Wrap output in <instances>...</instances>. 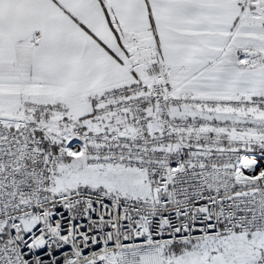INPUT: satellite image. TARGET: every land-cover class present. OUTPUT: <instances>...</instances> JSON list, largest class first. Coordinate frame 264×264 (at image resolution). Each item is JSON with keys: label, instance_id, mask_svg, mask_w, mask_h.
<instances>
[{"label": "snow or ice", "instance_id": "obj_1", "mask_svg": "<svg viewBox=\"0 0 264 264\" xmlns=\"http://www.w3.org/2000/svg\"><path fill=\"white\" fill-rule=\"evenodd\" d=\"M0 264H264V0H0Z\"/></svg>", "mask_w": 264, "mask_h": 264}]
</instances>
